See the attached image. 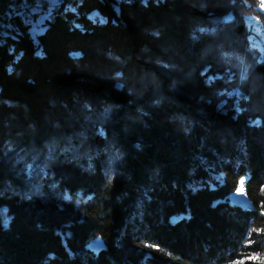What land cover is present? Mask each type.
Listing matches in <instances>:
<instances>
[{"label":"trees","instance_id":"1","mask_svg":"<svg viewBox=\"0 0 264 264\" xmlns=\"http://www.w3.org/2000/svg\"><path fill=\"white\" fill-rule=\"evenodd\" d=\"M10 18L0 264H264L261 0Z\"/></svg>","mask_w":264,"mask_h":264},{"label":"rangeland","instance_id":"2","mask_svg":"<svg viewBox=\"0 0 264 264\" xmlns=\"http://www.w3.org/2000/svg\"><path fill=\"white\" fill-rule=\"evenodd\" d=\"M1 2H4L5 0H0ZM13 3L17 2L18 0H12ZM37 5L33 8L28 10L30 15V27L29 30L32 34H35L36 32H39L41 28V23H43L49 16L50 11H43L40 8V4H46L48 5L49 9H53V7L59 3V0H37ZM23 4H25V7L28 5V0H21ZM262 9L264 10V0H261ZM3 8L0 7V34L4 35L6 32L11 28V8ZM241 188H239L235 193L232 194L231 199L236 202L245 203L247 201L246 196L244 192L240 191Z\"/></svg>","mask_w":264,"mask_h":264},{"label":"built area","instance_id":"3","mask_svg":"<svg viewBox=\"0 0 264 264\" xmlns=\"http://www.w3.org/2000/svg\"><path fill=\"white\" fill-rule=\"evenodd\" d=\"M133 1L134 0H123V2H125V3H131ZM37 3H38L37 0H28V10L33 9L37 5ZM12 5H13V1L12 0H5L4 2L0 1V7L10 8ZM39 6H40L41 10H43V11H50L49 12V16L50 17L53 16L56 13L57 4L53 7V9H49L48 5L43 4V3L40 4ZM10 23H11V25L15 26L16 25V20L14 18H11Z\"/></svg>","mask_w":264,"mask_h":264},{"label":"crops","instance_id":"4","mask_svg":"<svg viewBox=\"0 0 264 264\" xmlns=\"http://www.w3.org/2000/svg\"><path fill=\"white\" fill-rule=\"evenodd\" d=\"M25 4H23L21 0L14 2L13 7L11 8V12H12L11 17L13 15H18L19 17L23 19L29 20V18H31L30 17L31 14L29 15L30 12H28V5L25 7Z\"/></svg>","mask_w":264,"mask_h":264},{"label":"snow or ice","instance_id":"5","mask_svg":"<svg viewBox=\"0 0 264 264\" xmlns=\"http://www.w3.org/2000/svg\"><path fill=\"white\" fill-rule=\"evenodd\" d=\"M241 192H243V181L241 182V189H240Z\"/></svg>","mask_w":264,"mask_h":264}]
</instances>
